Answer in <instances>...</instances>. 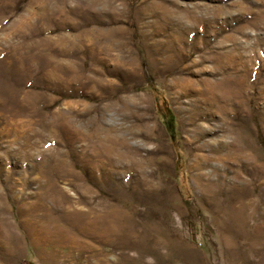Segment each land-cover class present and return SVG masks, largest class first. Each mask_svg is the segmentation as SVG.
I'll use <instances>...</instances> for the list:
<instances>
[{
  "label": "rangeland",
  "instance_id": "obj_1",
  "mask_svg": "<svg viewBox=\"0 0 264 264\" xmlns=\"http://www.w3.org/2000/svg\"><path fill=\"white\" fill-rule=\"evenodd\" d=\"M0 264H264V0H0Z\"/></svg>",
  "mask_w": 264,
  "mask_h": 264
}]
</instances>
